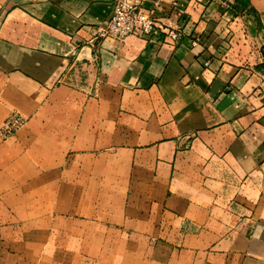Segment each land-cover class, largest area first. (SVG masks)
Returning a JSON list of instances; mask_svg holds the SVG:
<instances>
[{
  "label": "crops",
  "instance_id": "1",
  "mask_svg": "<svg viewBox=\"0 0 264 264\" xmlns=\"http://www.w3.org/2000/svg\"><path fill=\"white\" fill-rule=\"evenodd\" d=\"M143 7L0 0V264H264V0Z\"/></svg>",
  "mask_w": 264,
  "mask_h": 264
},
{
  "label": "built area",
  "instance_id": "2",
  "mask_svg": "<svg viewBox=\"0 0 264 264\" xmlns=\"http://www.w3.org/2000/svg\"><path fill=\"white\" fill-rule=\"evenodd\" d=\"M36 2L38 0H27ZM113 12L111 19L104 28L97 31V37L100 39H112L124 42L128 37H150L158 29L155 19L144 10L145 0H111ZM221 7L231 12L227 4L220 3ZM181 31L179 29L167 28L166 41L174 43L178 40ZM199 44L196 40L194 46ZM208 67L209 64H206ZM26 119L17 113L10 115L0 128V134L4 141L15 137L26 126Z\"/></svg>",
  "mask_w": 264,
  "mask_h": 264
},
{
  "label": "rangeland",
  "instance_id": "3",
  "mask_svg": "<svg viewBox=\"0 0 264 264\" xmlns=\"http://www.w3.org/2000/svg\"><path fill=\"white\" fill-rule=\"evenodd\" d=\"M262 78H264V75H262V77H258V80L261 81V85L263 84V86H259L257 90L259 92L258 95L261 97V101L264 102V79Z\"/></svg>",
  "mask_w": 264,
  "mask_h": 264
}]
</instances>
